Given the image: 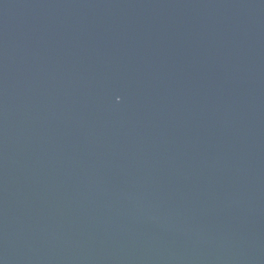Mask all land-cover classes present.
Instances as JSON below:
<instances>
[{
	"label": "water",
	"instance_id": "95a60500",
	"mask_svg": "<svg viewBox=\"0 0 264 264\" xmlns=\"http://www.w3.org/2000/svg\"><path fill=\"white\" fill-rule=\"evenodd\" d=\"M0 264H264V0H0Z\"/></svg>",
	"mask_w": 264,
	"mask_h": 264
}]
</instances>
